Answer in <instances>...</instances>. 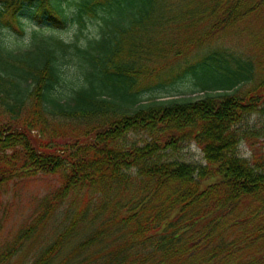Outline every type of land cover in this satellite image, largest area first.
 Instances as JSON below:
<instances>
[{
    "label": "trees",
    "instance_id": "trees-1",
    "mask_svg": "<svg viewBox=\"0 0 264 264\" xmlns=\"http://www.w3.org/2000/svg\"><path fill=\"white\" fill-rule=\"evenodd\" d=\"M191 1L196 6L189 0H0V33L28 37L16 49L0 40V112L14 121H0V191L39 174L60 179L56 195L0 264H10L64 203L66 224L22 264H264V155L256 157L253 148L245 159L239 151L254 128L248 118L264 117V83L241 90L253 62L208 51L169 78V85L190 83V93L202 98L141 102V75L157 71L167 51L184 56L264 11V0ZM98 21L97 38L86 39L87 24ZM69 26L76 37L66 41L56 32ZM192 31L199 36L182 54L178 42L191 44ZM208 77L218 84L202 86ZM55 116L79 120L83 129L57 132ZM139 131L149 139L130 142ZM190 142L204 165L180 159ZM80 223L83 236L72 244ZM64 248L68 254L56 262Z\"/></svg>",
    "mask_w": 264,
    "mask_h": 264
},
{
    "label": "rangeland",
    "instance_id": "rangeland-1",
    "mask_svg": "<svg viewBox=\"0 0 264 264\" xmlns=\"http://www.w3.org/2000/svg\"><path fill=\"white\" fill-rule=\"evenodd\" d=\"M192 5L196 6L191 0ZM200 1V0H193ZM207 0H204V2ZM193 6V7H194ZM100 21L96 23H88L83 35L86 39H96V35L101 31L99 27ZM33 25V24H32ZM35 26V25H33ZM198 28V24L196 29ZM76 28L69 26L67 29L58 31L56 34L68 41L75 40ZM199 36V32H191L190 36L192 43L186 40L182 46L181 42H178L180 51H183L190 47ZM85 38H79V42L86 41ZM178 39V38H177ZM0 40L10 49H16L18 47H25L28 41V37L16 36L15 33L3 31L0 33ZM179 40V39H178ZM211 50H224L229 51L237 59L250 60L255 66L252 78L244 83L241 87L242 92L260 88V84L264 83V11L259 10L251 13L238 22L237 24L226 27L224 30L215 33L211 38L202 46L193 50L190 53L183 54L184 56H178L175 58V54H169L168 51L162 56V60L158 63V70L150 73H144L140 77L138 88L144 90L142 92L141 102L145 103L148 100L156 97H166L176 95V97L199 99L203 95L200 93L191 94V84H183L176 81L173 85H169L172 79H169L176 68L184 67V65L193 60H197L202 57L206 52ZM183 57V58H182ZM185 60L187 62L180 63L177 66L176 60ZM172 60V61H171ZM176 61V62H174ZM174 62L173 64H171ZM166 64L165 67H163ZM171 64V65H170ZM170 65V66H169ZM171 71V73H170ZM165 82V86H162L153 91H147L150 86H155L159 82ZM162 84V83H160ZM218 79L214 77H208L202 81L201 85H216ZM169 85V86H168ZM170 93V94H167ZM0 121L2 123H14L11 120L10 115L0 112ZM55 124L58 126L57 132H69L70 129H83V122L74 119H66L59 116H55ZM254 124V128L249 132L245 139L242 140L239 146L240 154L243 158L249 159L252 155L253 148L256 157L264 155V117L260 114L251 115L248 118L247 127H251ZM56 125H53L56 127ZM246 128V126H244ZM260 131L255 134L254 131ZM149 134L139 131L137 133L131 132L129 135V141H145L149 139ZM178 157V156H177ZM180 159L185 162H189L195 165H204L203 157L200 148L190 142L184 149L179 152ZM60 179L58 175L51 174H39L32 178L15 179L4 186L0 191V256L7 250L8 247L15 244L19 239L20 232L26 228L33 219L44 209L46 203L50 201L55 195L57 189L60 187ZM67 204H63L58 208V211L52 215L51 219L45 225L43 229L35 235L34 238L29 239L24 243L23 247L16 253L15 257L11 260L10 264H22L28 263L33 259L37 253L47 246H49L56 236L57 232L62 229L67 219L65 218V211ZM74 208H72V211ZM82 221V217H81ZM80 231L77 236L70 240V243L76 244L80 242L83 236L82 223ZM113 243H115L112 240ZM105 247L110 245V242H104ZM264 250V249H263ZM98 251L96 245L88 253ZM69 249H62L56 257V262L62 260L68 254ZM102 261H104L102 259Z\"/></svg>",
    "mask_w": 264,
    "mask_h": 264
}]
</instances>
